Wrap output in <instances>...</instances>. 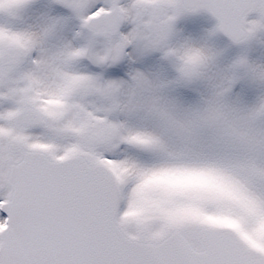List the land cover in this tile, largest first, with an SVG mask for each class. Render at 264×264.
Masks as SVG:
<instances>
[{"label": "snow or ice", "instance_id": "1", "mask_svg": "<svg viewBox=\"0 0 264 264\" xmlns=\"http://www.w3.org/2000/svg\"><path fill=\"white\" fill-rule=\"evenodd\" d=\"M257 47L264 0H0V264H264Z\"/></svg>", "mask_w": 264, "mask_h": 264}, {"label": "rangeland", "instance_id": "2", "mask_svg": "<svg viewBox=\"0 0 264 264\" xmlns=\"http://www.w3.org/2000/svg\"><path fill=\"white\" fill-rule=\"evenodd\" d=\"M193 23L198 29L203 30L206 28H210L212 24L214 23V21H212L210 18L202 17ZM218 43L221 47H223L228 43V41L225 40L223 37H221ZM234 53H235V50H233V54ZM252 58L253 59L264 58V49H261L258 47L255 48L252 52Z\"/></svg>", "mask_w": 264, "mask_h": 264}]
</instances>
